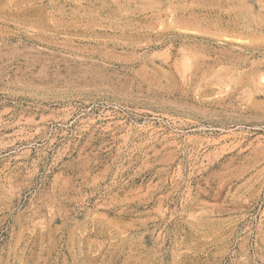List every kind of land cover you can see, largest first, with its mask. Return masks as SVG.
I'll list each match as a JSON object with an SVG mask.
<instances>
[{
	"label": "rangeland",
	"instance_id": "obj_1",
	"mask_svg": "<svg viewBox=\"0 0 264 264\" xmlns=\"http://www.w3.org/2000/svg\"><path fill=\"white\" fill-rule=\"evenodd\" d=\"M0 264H264V0H0Z\"/></svg>",
	"mask_w": 264,
	"mask_h": 264
}]
</instances>
